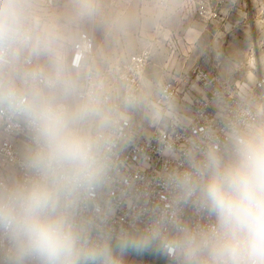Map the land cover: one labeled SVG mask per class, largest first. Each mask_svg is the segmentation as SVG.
Instances as JSON below:
<instances>
[{"label":"clouds","instance_id":"clouds-1","mask_svg":"<svg viewBox=\"0 0 264 264\" xmlns=\"http://www.w3.org/2000/svg\"><path fill=\"white\" fill-rule=\"evenodd\" d=\"M73 9L92 18L99 0H74ZM24 52L46 56L47 68L17 72ZM0 69L8 70L0 78V108L33 131L25 175L0 183L8 264H124L127 252L154 246L163 255L181 254L184 264H264V122L234 128L227 156L210 150L167 176L175 203H194L210 223L193 229L161 218L122 232L113 244L108 234L93 238L75 212L81 195L103 178L110 110L64 65L55 30L40 20L33 0H0Z\"/></svg>","mask_w":264,"mask_h":264},{"label":"built area","instance_id":"built-area-1","mask_svg":"<svg viewBox=\"0 0 264 264\" xmlns=\"http://www.w3.org/2000/svg\"><path fill=\"white\" fill-rule=\"evenodd\" d=\"M55 1L33 3L54 7ZM62 61L83 89L100 94L112 118L103 178L90 192L81 195L75 210L77 220L89 228L92 237L108 234L114 243L122 232L142 231L161 218L177 219L193 229L210 223L211 217L194 203H175L167 176L189 168V158L201 160L210 150L227 156L232 130L261 122L264 77L246 87L218 74L201 73L196 77V87L192 86L189 92V121L179 113L166 128L148 132L137 125L131 113L141 100L148 68L146 52L101 68L94 37L81 32ZM36 68L45 67L36 56L22 53L16 71ZM7 71L0 69V78ZM162 97L164 102L172 101V85L164 87ZM129 98L134 103H128ZM32 147L33 131L24 118L0 108V183L25 175L23 161ZM166 231L174 234L175 230L168 225ZM161 256L164 264H184L179 253ZM123 261L130 264L124 257ZM0 264H8L7 242L3 238Z\"/></svg>","mask_w":264,"mask_h":264},{"label":"rangeland","instance_id":"rangeland-1","mask_svg":"<svg viewBox=\"0 0 264 264\" xmlns=\"http://www.w3.org/2000/svg\"><path fill=\"white\" fill-rule=\"evenodd\" d=\"M99 4L100 13L92 18L77 16L74 0L35 7L40 20L55 30L62 60L81 32L94 37L96 59L103 57V63L148 54L141 100L131 109L134 121L148 132L166 128L179 113L184 120L190 118L188 96L201 73L218 74L246 87L255 85L250 74L257 81L264 77V0H99ZM36 58L47 68L46 56ZM167 85L174 89L170 102L162 97ZM151 252L159 253L154 246L141 254Z\"/></svg>","mask_w":264,"mask_h":264},{"label":"crops","instance_id":"crops-1","mask_svg":"<svg viewBox=\"0 0 264 264\" xmlns=\"http://www.w3.org/2000/svg\"><path fill=\"white\" fill-rule=\"evenodd\" d=\"M103 57H97L99 59L98 67L106 68L107 64L112 61H108L107 63H103ZM115 60V59H114ZM138 253V258L135 257V254ZM126 260L129 261L130 264H164V259L160 253L154 254L150 253L147 256L142 255L141 252L129 251L127 254L123 256ZM151 261V262H150Z\"/></svg>","mask_w":264,"mask_h":264},{"label":"bare ground","instance_id":"bare-ground-1","mask_svg":"<svg viewBox=\"0 0 264 264\" xmlns=\"http://www.w3.org/2000/svg\"><path fill=\"white\" fill-rule=\"evenodd\" d=\"M249 79L252 83L257 82V77L254 74H250ZM197 89L199 90V87H197ZM187 121H189V119H187Z\"/></svg>","mask_w":264,"mask_h":264}]
</instances>
